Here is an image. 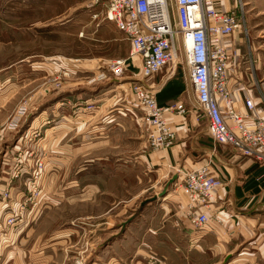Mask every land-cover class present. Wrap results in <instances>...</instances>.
Here are the masks:
<instances>
[{"label": "rangeland", "instance_id": "rangeland-1", "mask_svg": "<svg viewBox=\"0 0 264 264\" xmlns=\"http://www.w3.org/2000/svg\"><path fill=\"white\" fill-rule=\"evenodd\" d=\"M246 2L243 12L247 35L243 33L242 37L248 40L249 46L253 47V56L260 59L264 67V0ZM99 8L94 0H0V86L7 80L6 76H10L12 80L8 78L7 84L14 92L6 105L0 106V131L6 129L7 133H11L12 142L17 135L22 137L27 131L25 137L31 141L33 137L41 135L46 127L36 124L31 130H35V133H32L30 125L25 127V121L38 117L43 110L52 107L55 100L67 97L69 93L87 97L89 89L94 90L104 84L105 87L100 89L104 90L116 82L120 84V89L130 87L133 94L132 87L141 77L130 59L120 75L110 71L109 64L99 69L89 68L88 59L97 54L120 58V43L99 40L107 34L100 33L98 36V30L94 28L99 26L91 23L90 15ZM170 10L174 15V9ZM93 29L95 32H92ZM127 41H124L125 48ZM128 56L129 51L122 58ZM135 63L139 65L140 61L136 59ZM175 66L182 69L186 66L183 48L179 50V62ZM10 71L12 74L8 75ZM128 75L133 77L130 79ZM128 80L132 82L125 83ZM130 99L128 102L140 111L144 124L139 125L142 137L129 142L121 135L109 140L108 146L99 143L103 146L97 148L103 149L98 150L99 156L90 158L82 152L81 156L66 159L64 166L72 162L76 172L72 173L70 165L61 167L62 174L58 182L52 178L51 167L54 164L48 166L50 159H45L42 176L34 188L41 156L32 146L24 148L26 146L20 144L15 148L7 175L10 179L1 191V195L9 202L0 212V248L9 250L10 264H20L18 260L22 264H136L139 255H132L129 249L133 245V237L124 238L127 241L122 239L127 237V232L156 228L173 230L172 224L166 220L167 214H174L173 206L170 204L168 208L157 203L165 201L176 181L170 185L166 195L142 205L163 190L172 172L168 177L161 178L158 165L150 163L145 156L149 148L153 149L148 142L145 112L134 95ZM23 107L25 111L21 113ZM84 107L91 109V104ZM51 111L52 108L50 114ZM18 114L20 117L17 118ZM202 117L207 119L205 115ZM83 143L78 142L77 145L80 147ZM3 146L7 148L9 145L4 143ZM117 165L119 170H115ZM15 182L18 187H25L20 199L11 194ZM72 182L76 183L73 190L64 189ZM181 182L179 191L189 200ZM54 183H60L58 193L51 188ZM53 195L57 196V202L49 205ZM19 204H24V207L20 208ZM46 208H53L54 213L47 223L42 224L40 231L37 222ZM179 210L182 211L180 207ZM14 212L21 224L12 230L5 226V219ZM152 214L160 215V218L151 221ZM20 226L23 228L20 229ZM180 226L183 227V222L179 220L173 224L174 228ZM21 230L23 233L30 230L33 232L31 235L43 231L44 238L41 235L28 237L27 242L23 239L25 246H22ZM27 246L30 247L29 251ZM20 247H26L23 254ZM123 247L127 249L122 250ZM256 250L250 240L236 252L224 257L219 254L210 259L209 255L203 261L190 257L189 264L243 263L251 261L249 257L254 256L253 251ZM154 256H142L144 261L141 262L157 264Z\"/></svg>", "mask_w": 264, "mask_h": 264}, {"label": "crops", "instance_id": "crops-1", "mask_svg": "<svg viewBox=\"0 0 264 264\" xmlns=\"http://www.w3.org/2000/svg\"><path fill=\"white\" fill-rule=\"evenodd\" d=\"M91 23L97 25L92 17ZM100 25L101 23L97 25L99 28H94L98 30L97 35L102 33L107 35L99 40L120 43V58L125 57V52L130 49V42L125 32L112 21H104L103 25ZM94 29L92 32H95ZM242 35L243 33L236 34L230 43V47L236 50L237 54L232 58L229 85L235 100V107L238 110L245 112L247 110L245 99L250 98L256 105L254 115L264 118V67L261 60L253 56V47L249 46L248 40L243 39ZM125 39L128 40L126 48ZM114 59V56L97 54L88 59L89 68H103ZM134 65L137 70L138 65L136 63ZM8 73L12 74L11 71ZM6 77L7 80L0 86V106H5L6 101H9L10 96L14 94L12 88L7 84L9 79L10 81L12 79L9 78L10 76ZM128 77L132 78L133 76L128 75ZM129 81L125 83L132 82ZM145 82L154 90L160 105L169 106L183 102L188 107V111L186 113L168 112L167 118L177 131L175 143L160 150L149 148L145 154L150 163L158 165L161 178L168 177L171 172L172 176L178 174V178L165 201L157 203L158 206L168 208L173 206L174 214H167L166 219L172 224L173 230L140 229L135 230L136 233L127 232V237L122 238L127 241L124 238L133 237V245L129 249L132 255L136 257L139 255L136 264H143L142 256L149 258L151 255H155L157 264H189L190 257H196L203 261L209 255L210 259L219 254L224 257L236 252L250 240L252 247L257 248L256 251H253L254 256L249 257L251 261L237 264H264V160L244 154L232 145L221 144L211 137L208 131V121L200 115L201 112L196 107L195 93L187 66H185V70L175 65L165 66ZM113 85L104 90H100L105 87L104 84L94 90L89 89L87 97L78 96L72 92L67 97L55 100L50 107L52 114H50L49 108L43 110L38 117L35 116L28 122L25 121L26 126H24L30 125V131L36 124L42 125L43 128L46 127L42 134L33 137L32 141L25 137L29 131L25 132L22 137L17 135L16 140L19 136L21 137L17 142L16 140L12 142L13 137L11 133L6 132V129L0 131V145L2 144L0 146V212L9 202V199L1 195V191L6 188L10 179L7 175L13 162L14 150L19 147L18 145H25L24 148L32 146L31 148L35 149L38 155L44 159H50L47 165L54 164L51 167L52 178L58 182L62 174L60 168L65 165L66 159L81 156L82 152L90 158L99 156L98 150L103 151V149H97L99 146L103 147L99 143L107 144L109 140L121 135L129 142L137 141L142 137L143 133L139 127L143 124L140 111L128 102L133 95L131 88L120 89V84L116 82H113ZM59 97H55V99ZM3 99L4 101H2ZM89 104L91 106L95 104L96 108L84 107ZM31 132L35 133V130ZM78 142L84 143L79 147ZM4 143L9 146L4 148ZM109 155L111 154L107 156ZM209 159L214 162L215 172L222 180V186L214 195L213 215L208 231L196 234L189 228L184 217L182 208L186 207L188 199L179 191L184 174L176 169L179 167L182 171L189 170L206 163ZM69 165V169L75 173L76 169L72 166V162H69ZM68 166H64V168ZM118 166L115 167V170H119ZM73 182L67 184L64 189L73 190L76 185ZM51 188L58 193L60 183H56V185L54 183ZM24 192L25 187H18L16 182L13 183L12 196L15 195V198L20 199ZM56 202V195L50 197L49 205H54ZM179 207L182 211L179 210ZM53 213V208H46L43 211L42 217L37 222L40 231L42 224L47 223ZM150 218L153 221L154 218H160V215L152 214ZM178 220L183 222V227L174 228L173 224ZM21 228L23 227L20 226ZM42 233L31 235L33 232L30 230L26 233L21 230L19 233L22 235L20 243L25 246L22 242L23 239L27 242V238L32 236L39 237L41 235L44 238L45 233ZM144 242L147 244H141ZM25 248L20 247L22 254ZM27 248L29 251L30 247L27 246ZM8 251L7 248L3 250L0 248V264H10L11 255ZM246 253L245 251L244 254ZM136 257H134L135 260ZM17 263L22 264V261L18 260Z\"/></svg>", "mask_w": 264, "mask_h": 264}, {"label": "built area", "instance_id": "built-area-1", "mask_svg": "<svg viewBox=\"0 0 264 264\" xmlns=\"http://www.w3.org/2000/svg\"><path fill=\"white\" fill-rule=\"evenodd\" d=\"M94 1L100 6L91 15L97 25L102 21L114 22L130 42L129 56L110 61V71L120 75L128 59L132 64L136 59L140 61L137 71L141 80L134 83L132 91L136 102L144 109L148 142L154 150L170 147L177 139V131L167 113H186L188 107L183 102L160 105L154 90L143 79L159 73L165 66L176 65L179 50L183 48L196 107L200 115L206 116L211 137L264 160V118L254 115L256 105L250 98L245 99L247 110H238L229 85L232 58L237 54L231 49L230 41L238 33L247 35L243 12L246 0ZM170 9H174V15ZM45 164V159L40 157L34 188ZM178 171L184 174L181 186L189 197L183 208L187 225L196 234L207 232L214 195L222 186L214 162L209 159L195 168L184 171L178 168ZM19 205L24 207V204ZM18 224L21 223L15 212L5 219L9 229L13 230Z\"/></svg>", "mask_w": 264, "mask_h": 264}, {"label": "water", "instance_id": "water-1", "mask_svg": "<svg viewBox=\"0 0 264 264\" xmlns=\"http://www.w3.org/2000/svg\"><path fill=\"white\" fill-rule=\"evenodd\" d=\"M177 178H178V174H174V175H173V176L167 181L165 187L163 188V190H162L158 195L153 196L151 199H147L146 201H144V202L142 203V205L144 206L147 202H150V201H153V202H154V201H157V199H158L159 197H162V196L166 195L167 192H168V190H169L170 185H171L173 182H175V181L177 180Z\"/></svg>", "mask_w": 264, "mask_h": 264}, {"label": "bare ground", "instance_id": "bare-ground-1", "mask_svg": "<svg viewBox=\"0 0 264 264\" xmlns=\"http://www.w3.org/2000/svg\"><path fill=\"white\" fill-rule=\"evenodd\" d=\"M21 111V110H20ZM25 111V107H23V110L21 112ZM20 117V115L18 114L17 118ZM83 264V263H82Z\"/></svg>", "mask_w": 264, "mask_h": 264}]
</instances>
